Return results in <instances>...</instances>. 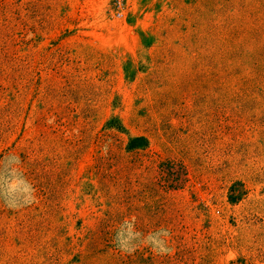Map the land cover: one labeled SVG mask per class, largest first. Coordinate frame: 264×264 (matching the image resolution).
<instances>
[{
    "label": "rangeland",
    "instance_id": "obj_1",
    "mask_svg": "<svg viewBox=\"0 0 264 264\" xmlns=\"http://www.w3.org/2000/svg\"><path fill=\"white\" fill-rule=\"evenodd\" d=\"M0 264H264V0H0Z\"/></svg>",
    "mask_w": 264,
    "mask_h": 264
}]
</instances>
